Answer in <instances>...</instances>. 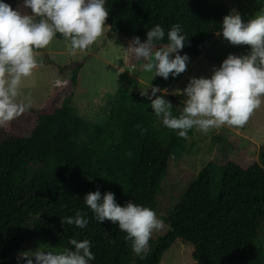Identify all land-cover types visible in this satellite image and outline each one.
Listing matches in <instances>:
<instances>
[{
    "label": "trees",
    "instance_id": "obj_1",
    "mask_svg": "<svg viewBox=\"0 0 264 264\" xmlns=\"http://www.w3.org/2000/svg\"><path fill=\"white\" fill-rule=\"evenodd\" d=\"M4 2L31 15L22 0ZM105 7L107 23L128 46L133 37L143 42L156 24L167 33L179 23L186 35L180 50L189 57L186 69L213 43L230 11L212 0H106ZM54 38L65 41L60 34ZM166 43L165 35L161 46ZM79 70L67 84L53 87L38 109L22 113L35 117L29 136L15 135L9 124L0 127V264H17L39 236L62 249L72 247L71 239H88L95 256L91 264H128L132 249L125 233L107 219H93L85 194L110 191L121 205L132 201L155 210L171 160L186 151L185 139L162 125L150 100L124 87L105 121L81 119L71 103ZM157 80L164 89L174 84L171 74ZM178 106L172 115L180 114L183 103ZM259 157L264 162V151ZM213 166L198 174L167 219L168 233L151 253L138 256L137 264H162L180 243L192 247L195 264H264L257 245L264 233V167L224 159L215 194ZM77 209L89 219L84 229L62 220Z\"/></svg>",
    "mask_w": 264,
    "mask_h": 264
},
{
    "label": "clouds",
    "instance_id": "obj_2",
    "mask_svg": "<svg viewBox=\"0 0 264 264\" xmlns=\"http://www.w3.org/2000/svg\"><path fill=\"white\" fill-rule=\"evenodd\" d=\"M106 0H22L31 15L13 9L0 0V127L8 125L32 106L29 95L21 88L24 78L32 75L42 61L39 49L46 48L57 34L70 43L71 52L84 51L104 32L109 15ZM264 4V0H260ZM231 45L247 46L246 54H229L215 67L210 77L190 78L182 91L186 97L178 116L172 115V104L165 99L167 89L151 86L150 93L141 92L150 100L154 115L163 126L187 139L190 129L207 133L221 126L242 127L261 106L264 98V11L242 20L236 9L225 15L217 32ZM167 36V43L161 41ZM186 35L179 23L165 33L156 24L146 32V39L133 37L128 50L145 62L142 69L163 79L185 71L188 55L181 54ZM160 95H156L157 93ZM176 94H181L177 92ZM155 97V98H153ZM84 204L98 223L106 219L125 233L133 253L143 258L154 231L164 226L155 210L128 201L116 202L114 193L100 190L86 193ZM63 222L80 229L87 227L86 213L77 209ZM71 248L55 249L38 245L34 251L20 253L17 264H91L95 259L88 239L69 240Z\"/></svg>",
    "mask_w": 264,
    "mask_h": 264
},
{
    "label": "rangeland",
    "instance_id": "obj_3",
    "mask_svg": "<svg viewBox=\"0 0 264 264\" xmlns=\"http://www.w3.org/2000/svg\"><path fill=\"white\" fill-rule=\"evenodd\" d=\"M212 1L226 6L229 10L236 9L245 21L264 11V4L260 0ZM105 25L102 35L84 51L72 53L69 42L54 38L46 48L38 52L37 58L42 64L31 76L24 78L21 85L23 92L31 98V108L38 109L53 87L67 84L77 68L80 69L78 84L74 89L71 103L85 122L105 121L120 87L139 96L149 87V83L151 86L164 89L159 85L157 76L151 80L153 74L143 71L142 65L145 61L136 58L127 49L126 40L121 34L112 31L107 18ZM229 54H244V48L240 45H231L222 38V35H217L200 58H196L184 72L174 77V84L167 89L164 98L170 101L169 96H173L178 102L183 103L186 97L182 91L190 78L210 77L213 69L219 67ZM147 91L150 93L151 88L149 87ZM177 92L181 94H176ZM160 94L158 92L156 95ZM171 104L179 107L174 101ZM34 124L35 117L24 114L9 123L11 131L21 137L29 136ZM185 143V153L171 160L167 176L156 199L155 212L164 220V226L151 235L144 252L146 254L151 253L155 244L168 233L167 219L174 207L209 163L214 164L212 189L215 194L219 191L221 165L224 159L233 160L243 167L254 163L264 167V162L259 157L260 152L264 151V98L261 106L242 127L224 125L207 133L193 128L188 131ZM41 244L57 250L62 249L47 238L39 236L30 251H34ZM257 245L264 251V233ZM192 251L191 246L180 243L163 256L162 264H195ZM137 257L132 251L128 264H137ZM21 264H24L23 260Z\"/></svg>",
    "mask_w": 264,
    "mask_h": 264
},
{
    "label": "water",
    "instance_id": "obj_4",
    "mask_svg": "<svg viewBox=\"0 0 264 264\" xmlns=\"http://www.w3.org/2000/svg\"><path fill=\"white\" fill-rule=\"evenodd\" d=\"M169 97H170V102L171 103H173V101L176 102V104L179 103L178 100L176 98H174L173 96H169Z\"/></svg>",
    "mask_w": 264,
    "mask_h": 264
},
{
    "label": "crops",
    "instance_id": "obj_5",
    "mask_svg": "<svg viewBox=\"0 0 264 264\" xmlns=\"http://www.w3.org/2000/svg\"><path fill=\"white\" fill-rule=\"evenodd\" d=\"M41 51V50H40ZM37 52H39V51H37ZM39 54V53H38ZM36 70V69H35Z\"/></svg>",
    "mask_w": 264,
    "mask_h": 264
}]
</instances>
